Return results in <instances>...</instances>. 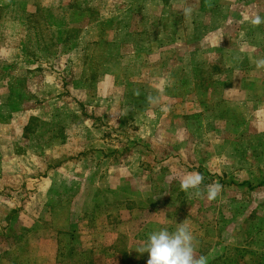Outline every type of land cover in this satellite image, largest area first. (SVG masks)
Returning <instances> with one entry per match:
<instances>
[{
  "label": "rangeland",
  "instance_id": "1",
  "mask_svg": "<svg viewBox=\"0 0 264 264\" xmlns=\"http://www.w3.org/2000/svg\"><path fill=\"white\" fill-rule=\"evenodd\" d=\"M261 61L264 0H0V264H146L178 223L264 264Z\"/></svg>",
  "mask_w": 264,
  "mask_h": 264
},
{
  "label": "clouds",
  "instance_id": "2",
  "mask_svg": "<svg viewBox=\"0 0 264 264\" xmlns=\"http://www.w3.org/2000/svg\"><path fill=\"white\" fill-rule=\"evenodd\" d=\"M191 9H185V14H189ZM254 24L262 22L261 17L256 16L252 21ZM258 66H264L261 61ZM203 182L202 175L187 174L180 181L182 191L197 190ZM220 191V185L207 186L206 198L211 201L216 198ZM179 226L173 231L167 228H160L150 232L144 243L136 248L138 253H147L146 264H208L205 256L196 257L194 255V236L187 224L178 223Z\"/></svg>",
  "mask_w": 264,
  "mask_h": 264
},
{
  "label": "trees",
  "instance_id": "3",
  "mask_svg": "<svg viewBox=\"0 0 264 264\" xmlns=\"http://www.w3.org/2000/svg\"><path fill=\"white\" fill-rule=\"evenodd\" d=\"M27 128V127H26Z\"/></svg>",
  "mask_w": 264,
  "mask_h": 264
}]
</instances>
